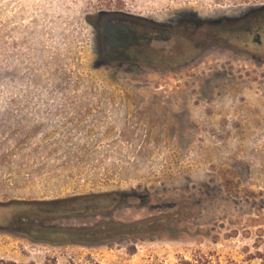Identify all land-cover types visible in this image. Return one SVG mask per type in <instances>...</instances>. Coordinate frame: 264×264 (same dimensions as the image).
I'll return each instance as SVG.
<instances>
[{
    "label": "rangeland",
    "instance_id": "obj_1",
    "mask_svg": "<svg viewBox=\"0 0 264 264\" xmlns=\"http://www.w3.org/2000/svg\"><path fill=\"white\" fill-rule=\"evenodd\" d=\"M261 4L0 0V257L258 264L246 255L259 233L264 240V37L250 36L245 53L209 49L174 70L117 68L100 63L92 25L103 11L162 21ZM79 196L89 198L65 203L67 211L45 223L157 224L87 245L34 242L2 228L24 208L17 201Z\"/></svg>",
    "mask_w": 264,
    "mask_h": 264
},
{
    "label": "flooded vegetation",
    "instance_id": "obj_2",
    "mask_svg": "<svg viewBox=\"0 0 264 264\" xmlns=\"http://www.w3.org/2000/svg\"><path fill=\"white\" fill-rule=\"evenodd\" d=\"M261 23L264 4L230 16L182 13L162 21L124 11H103L92 27L100 63L174 70L193 63L209 49L245 53L250 36L255 43L263 42L264 29L258 30Z\"/></svg>",
    "mask_w": 264,
    "mask_h": 264
},
{
    "label": "trees",
    "instance_id": "obj_3",
    "mask_svg": "<svg viewBox=\"0 0 264 264\" xmlns=\"http://www.w3.org/2000/svg\"><path fill=\"white\" fill-rule=\"evenodd\" d=\"M79 198L87 199L89 196L72 197L68 199H59L53 201H17L16 203L24 205V208L17 212H11L7 218V223L2 228L6 230L21 234L29 239L40 233H51L55 236L66 238L61 241L62 244L79 243V244H98L107 243L115 240L118 237L130 236L142 230L149 231L157 223L152 220H140L129 223L118 221H107L103 225L91 226H58L56 224L45 223L51 216L60 215L66 212L67 207L61 208L60 206L65 203L73 202ZM261 231V230H259ZM116 232L114 234H111ZM258 239H255L254 246L256 247L253 253L246 255V260L257 259L258 264H264V240L262 234L259 233ZM64 242V243H63ZM195 262L184 260L182 264H220L218 261L212 262L210 259L199 256L194 259ZM0 264H59L55 257H47L43 263L17 262L15 260L5 259L0 257ZM65 264H73L71 261ZM97 264V263H94ZM227 264H242L239 262L231 261Z\"/></svg>",
    "mask_w": 264,
    "mask_h": 264
},
{
    "label": "water",
    "instance_id": "obj_4",
    "mask_svg": "<svg viewBox=\"0 0 264 264\" xmlns=\"http://www.w3.org/2000/svg\"><path fill=\"white\" fill-rule=\"evenodd\" d=\"M114 233L116 232H113L111 234H114ZM31 240L34 242H46L52 245H60L62 244L61 241L66 240V238L58 237V236H55L54 234L47 232V233H40L36 236H33Z\"/></svg>",
    "mask_w": 264,
    "mask_h": 264
}]
</instances>
